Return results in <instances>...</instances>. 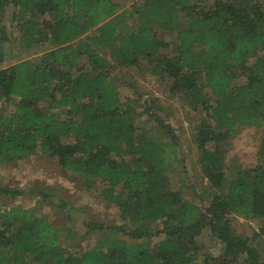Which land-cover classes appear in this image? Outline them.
Returning <instances> with one entry per match:
<instances>
[{"label": "trees", "instance_id": "16d2710c", "mask_svg": "<svg viewBox=\"0 0 264 264\" xmlns=\"http://www.w3.org/2000/svg\"><path fill=\"white\" fill-rule=\"evenodd\" d=\"M8 5L21 47H54L0 67V164L32 153L51 158L84 189H98L126 227L72 252L61 228L12 206L0 210V264H193L200 254L205 264H264L253 242L264 235V142L263 162L229 180L223 149L238 125L264 124V0H140L131 16L115 0H0ZM141 61L158 89L184 97L195 117L198 161L214 189L205 205L171 185L178 137L152 111L154 100L123 104L109 79L107 68ZM135 107L155 130L134 123ZM20 193L0 187L11 198ZM231 212L258 219L259 230L236 234ZM204 229L221 243L215 257L196 241Z\"/></svg>", "mask_w": 264, "mask_h": 264}, {"label": "rangeland", "instance_id": "374dc122", "mask_svg": "<svg viewBox=\"0 0 264 264\" xmlns=\"http://www.w3.org/2000/svg\"><path fill=\"white\" fill-rule=\"evenodd\" d=\"M115 1L121 4L119 11L131 16L132 4L140 0ZM11 12L10 5L0 7V46L3 52L0 67L24 59L35 60L54 47L52 40L28 49L21 47L20 32L16 22L11 20ZM131 20L132 18L128 22ZM73 43L77 45L79 41L75 40ZM107 69L109 79L116 86L123 104L132 99L139 102L142 99L154 100L157 107H153L152 111L167 120L178 137V159L168 170L173 189L186 200L199 205L207 204L214 189L209 187L198 161L193 142L195 117L188 109L184 97L161 92L158 89V79L150 73L143 61L136 66ZM13 106L14 101L6 104V112L11 111ZM132 116L137 126L149 131L155 130V123L141 107H135ZM235 131L223 146L228 180L236 171L252 168L263 162V156L259 153L264 142V124H241ZM209 148H215V144L210 143ZM0 187L21 192L12 198L0 194V210L18 205L33 208L38 216H44L47 222L62 229V246H67L72 252L91 248L112 228L126 227L119 218L118 210L101 198L98 189H84L78 175L64 171L51 158L39 153L26 154L9 163L0 164ZM217 191L223 192L224 185ZM227 218L234 232L241 236L251 237L261 226L258 219L240 217L232 212ZM92 224H101L104 229L100 230ZM156 225L152 224L151 228L155 229ZM119 235L124 237L121 232ZM196 241L203 248V253L212 257L221 252V243L207 229L196 237ZM253 242L261 248L264 263V235ZM203 258L201 254L196 256L193 264H205Z\"/></svg>", "mask_w": 264, "mask_h": 264}]
</instances>
